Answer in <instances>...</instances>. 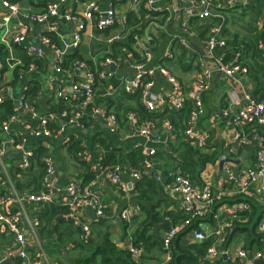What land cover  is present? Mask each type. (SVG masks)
I'll list each match as a JSON object with an SVG mask.
<instances>
[{"label":"crops","instance_id":"0c3cea01","mask_svg":"<svg viewBox=\"0 0 264 264\" xmlns=\"http://www.w3.org/2000/svg\"><path fill=\"white\" fill-rule=\"evenodd\" d=\"M14 1L18 3L22 15L44 12L49 0ZM145 1L100 0L98 13L105 15L110 9H114L118 19L117 23L104 32H99L91 26L87 27L82 35L79 48L71 50L67 49V46L72 41L75 25L67 22L65 16L68 14L80 15L86 7L84 0H67L57 17L44 24L31 23L28 44L42 47L45 52L44 58L39 60L40 66L33 64L34 61L38 60L29 62V58L21 48L12 44V39L18 34L15 21L0 30V96L4 98V101L11 99L13 103H16L26 87L30 83H35L40 87V93L35 100L37 105L35 107L40 112L49 109L53 102L55 103V100L59 99L57 93L61 90L67 95L64 102L72 107L74 104L71 97L72 85L85 77L83 72L76 75L68 72V69L58 72L54 50L51 46L42 45L43 37L50 38L58 47L63 50L66 49V56L75 52L78 53L91 70L98 69L107 57H111L116 63L112 66L115 67L113 72H111L112 67L110 68L109 71L112 75L103 82V87L96 86L98 97L95 101L97 107L117 117L119 129L116 132H112L107 122L101 118L92 119L93 123L88 128L68 127L64 134L54 135L53 138L47 141L32 137L21 124L15 125L10 132L3 131V125L7 120L0 128V147H3L5 152L0 160V197L11 195L16 198L22 196L26 191L34 192V189L39 187L42 176L38 182H34L33 175L37 174L40 169L43 175L41 161L47 153H52L55 157L60 190L55 202L63 207H66L65 204L67 203L66 188L69 182L77 180L82 183L81 178L85 174L89 172L95 174L97 189L101 194L105 213L101 218L97 217L90 208H85L80 213V219L83 223L88 224L91 230L88 243H82L83 236L80 226H77L66 217H63L64 222L58 223V220L52 219L46 213V205L28 204L23 201L15 202L7 208V213L15 219L20 231L30 243L32 254L36 256L43 251L48 257L49 264H90L88 260L92 257L96 261L95 264H102V254H99L101 249L107 251L113 264H136L138 260L130 250L131 240L134 243L135 234L143 227V222L147 219V216L138 205L137 192L130 190L124 193L111 182L108 175H98L96 165L100 161L95 158V155L99 152L97 140L104 139L112 142L114 146L122 149L125 153L139 149L143 152V147L149 146L146 144L145 139L136 133V130L144 123H141L140 116L136 112L138 102L134 99H119L117 97V94L122 90V85L134 78L136 74L134 66L142 59L143 50H145V47L135 44V36L143 39L149 36L153 38V48H155L153 66L159 65L158 63H161L164 59L165 52L171 47L173 50L174 47L173 53H176V57L174 53L176 59L174 58V63L169 64L170 72L178 78L186 92L191 91L196 81L201 77L202 65L212 71L210 89L203 96L204 113L197 126V131L200 133L206 132L209 135L208 151L205 154L212 155L215 151L224 152L223 143L226 138L233 134L231 130L220 125V114L229 105V92L236 87L247 89L252 95L255 91V84L247 76H243L239 87L233 79L219 73L216 70L215 63L208 58L206 42L216 30H220L222 35L225 32L227 40L234 41L236 39L237 47L245 45L249 48L247 52L243 53V58L242 54L238 53L241 63H254L253 57L256 51H264L262 40H259V37L264 33V0H247L246 4L242 0H212V16L207 20L187 19L185 14L189 7L187 0H165L157 4L156 7L160 8L161 11L155 14L150 13ZM2 11L0 5V14ZM131 15L138 21L135 26L128 24V20L131 21ZM185 22H188L189 29L193 33L192 37H187L192 50L188 51L191 54L190 58L180 60L182 47L178 43L175 44V42L178 40L177 38L183 36L181 25ZM193 23L197 24L198 28ZM204 31L206 32L205 40H202L199 33ZM133 33L136 34L132 44H130ZM117 37H119V40H115ZM222 55L225 61V55ZM29 63H31L29 68L25 70ZM149 95L152 102H156L160 97L172 95V87L167 77L157 73ZM108 98L114 99L109 102ZM22 117L26 119L27 116L22 115ZM163 129L164 124L160 130ZM22 139L24 140L22 141ZM176 140L177 138L174 136L166 145L150 146L157 150L156 156L153 157L156 160L154 165L165 177L182 165L179 160L183 158L179 156L176 161L174 160L177 166L173 169V142L175 143ZM77 141L87 144L90 150L89 170H86V167L82 166L80 161H76L70 153L72 143ZM18 145H22L24 150H30L34 153L33 165L28 171L18 169L22 157V150L16 147ZM43 148L46 152L39 158L37 156L38 151ZM237 151V154L233 157V159L241 161L240 165L234 164L235 167H239H236L237 170L254 165L256 152L254 146L238 148ZM225 154H220L219 159ZM219 159L214 163H207L200 175L208 172L213 174L217 183L218 181H224L226 174L222 172L223 168H220L221 160ZM231 165L233 166V164ZM146 177H153L157 181L155 173H151ZM125 179L128 180L126 177ZM157 183L162 188V199L170 204L167 208H161L160 211L174 212L173 202L165 194L161 182L157 181ZM251 203L256 206V211L261 214L264 213V199L251 200ZM249 205V213H252V205L250 203ZM125 209L130 212L129 221L121 217V213ZM166 221H168V217ZM239 223L244 230L238 233L233 232V230L227 247L230 249L242 247L253 251L257 246V236L253 237L255 223L252 224L249 219H244ZM169 227L168 224L166 230L164 229L160 234L161 245ZM192 243L200 242L194 241L190 234L183 236L179 242L180 247L183 248ZM109 245L116 250L115 254L112 253ZM14 247V234L10 233L6 227L0 226V259H3V261L8 260L5 256ZM141 248L144 250L142 246ZM162 249V247L154 248L147 253L144 251L141 257L142 264H160L163 260ZM209 262L214 264V261ZM11 264L21 263L11 259Z\"/></svg>","mask_w":264,"mask_h":264},{"label":"built area","instance_id":"2783aa9c","mask_svg":"<svg viewBox=\"0 0 264 264\" xmlns=\"http://www.w3.org/2000/svg\"><path fill=\"white\" fill-rule=\"evenodd\" d=\"M164 1L146 0L145 5L151 14H155L161 11L160 8L156 7L157 4ZM66 2L67 0H49L44 12L21 15L17 2L0 0L3 9L0 14V30L15 21L18 34L12 39V44L20 47L28 58L43 59L45 55L43 48L28 44L31 23L44 24L57 17ZM242 2L246 4L247 0H242ZM99 3L100 0H84L86 9L82 14L65 16L67 22L75 25L72 41L67 49L76 50L79 48L82 35L87 27L91 26L99 32H104L117 23L118 19L114 9H110L105 15L98 13ZM187 3L189 5L185 13L187 19L207 20L211 18L212 0H187ZM181 29L183 36L177 38V43L183 49L190 51L192 47L187 37H192L193 33L189 29L188 22L183 23ZM115 40H119V37ZM135 44L145 47V50H143L142 59L134 66L136 71L134 78L126 81L122 85V90L127 94H135L140 91L141 104L149 112L163 111L166 108L178 112L186 107L187 102H190L193 109L187 119L183 136L187 143L203 153L207 149L209 135L206 132L197 131V126L204 113L203 96L210 89L212 71L202 65L201 77L196 81L194 88L186 92L178 78L173 76L166 66L162 64L152 65L154 61L152 37L143 39L135 36ZM42 45L53 48L57 71H65L62 66L66 57V49H61L48 37L42 38ZM225 45V40L221 38V31L216 30L206 42L208 58L215 63L219 73L233 79L240 87V81L243 76L247 75V68L242 66L239 54H236L230 63H224L223 55L217 54V50L224 48ZM174 58L171 47L165 52L163 60L167 62ZM114 65H116L115 61L111 57H107L101 63L99 70L93 71V69H89L86 62L74 61L67 71L70 73L79 71L85 75L83 80L74 82L71 88V97L77 102L74 112L64 111L59 115L40 112L28 102L23 92L18 101L14 103L16 113L7 119L3 125V131L10 132L15 125L21 124L32 137L47 141L54 135L64 134L68 127L84 128L82 121L85 118H101L107 122L112 132H116L119 129L117 117L95 105L96 86H101V83L112 75L109 70ZM94 72L98 73L97 77ZM157 73L167 77L172 87V95L160 97L156 102H152L149 94ZM57 96L59 99H66L67 97L62 90L58 91ZM228 99V107L220 114V125L233 132L223 143L227 153L219 159L221 160L223 157L229 159L224 163L222 169V172L226 174L224 181L217 183L211 173H203L198 177V180H195L190 173L182 171L180 166L166 177L156 169L153 157L156 156L157 150L152 147L166 145L172 137L174 138V127L169 122L164 123V129L161 132L156 129L154 122H144L136 130V133L144 138L146 144L149 145L143 147L145 159L140 169H124L119 165L103 168L100 164L96 165L98 175H108L111 182L124 193L133 190L134 185L144 177L155 173L156 179L159 183L161 182L165 194L173 202V211L180 212L184 217L178 224L170 225L163 238L162 250L163 263L165 264L172 260L174 241L195 224H199L201 230L190 231L189 234L192 235L193 240L200 243L212 241L205 259H201L199 264H205L206 261L213 262L221 257L229 264L236 262L239 264H260L264 262V217L256 229L257 246L253 251L242 247L236 249L227 247L235 223L242 221L250 212V205L247 201L264 199V131L261 132L258 129L264 127V102L257 101L247 89L237 87L229 92ZM2 102H4V98L0 96V103ZM22 115H26V119H23ZM51 126L55 128L52 129ZM247 146H254L256 149L254 166L237 170L236 167L238 166L235 167L234 164L236 165L235 161L238 159H233V157L237 154L238 148ZM16 147L22 150L18 169L21 171L30 170L33 165L34 153L30 150H24L22 145ZM81 147L77 157L79 161L89 163L91 161L90 150L84 142ZM4 154L3 147H0V160ZM41 162L43 164V177L37 191H26L22 196L16 198L11 195L0 197V226L6 227L15 237V247L8 251L5 258L17 260L21 264H49L48 257L43 251L36 256L32 254L31 245L20 231L18 223L7 213L9 205L15 202L24 201L28 204L47 206L56 201L60 190L55 157L52 153H47ZM66 193L67 203L65 206L68 209V214L65 217L81 227L82 241L88 243L91 230L89 225L80 219V213L85 208L92 209L99 218L103 217L105 213L96 179L85 186L80 181L72 180L67 185ZM121 217L129 221L131 217L129 210H123ZM202 227H205V230ZM131 241L130 250L138 258L136 264H142L141 257L144 250L136 247L133 240ZM2 262L3 259H0V264Z\"/></svg>","mask_w":264,"mask_h":264},{"label":"trees","instance_id":"16d2710c","mask_svg":"<svg viewBox=\"0 0 264 264\" xmlns=\"http://www.w3.org/2000/svg\"><path fill=\"white\" fill-rule=\"evenodd\" d=\"M130 18H131V21L128 20L129 25L135 26L138 24V21L137 19H135L134 16L131 15ZM165 20H166V16H165ZM193 25L196 28H198L197 24L193 23ZM204 32L199 33L202 40H205L204 36L206 32L205 33ZM224 33L225 32H223V35L221 34V38L225 40L226 45L224 48L218 49L217 54L225 55V61L223 60L225 64L230 63L233 60L234 56L238 53L242 54V58H243V53L247 52L249 48L246 47L245 45H241L237 47L236 39L234 41L233 40L229 41L225 38ZM135 34L136 33H133L131 35L130 44H132ZM259 40H262V43L264 45V33L262 36L259 37ZM175 44H177V41L175 42ZM152 50L153 52H155V48H153ZM173 51H174V47H173ZM190 56L191 54L182 48V51L180 53V60H186V58H190ZM175 57H176V53H175ZM31 60L33 59L29 58V62H31ZM74 61L83 62V59L76 52L73 54L67 55L65 57V60L62 66L63 69L64 70L70 69V64L73 63ZM253 61L254 63L252 62L249 64L242 61L243 62L242 66L247 68V71H248L246 75L247 78L251 80L253 84H255V91L253 93L254 98L257 101L264 102V51L257 50L256 54L253 57ZM170 63H174V59L169 60L167 62L162 60L161 63H158V64H162L166 66L171 71V68L169 66ZM30 64L31 63H29L26 66L25 70L29 68ZM33 64L35 65L37 64L38 66H40L39 60L36 62L34 61ZM94 74L96 77L98 76V73L94 72ZM101 86L103 87V82L101 83ZM39 93H40V87L35 83H30L26 87V90L24 91V94L26 95L27 100H29V103L34 106H37L35 103V100L37 99ZM97 97H96V100H97ZM117 97H119V99H126V98L134 99L136 102H138V109L136 110V112L140 116V119L142 121L141 123L154 122L156 125V129L159 132L162 131L160 130V128L165 122L171 123V125L174 127V135L177 138L176 142L175 143L173 142V147L174 145H178L176 148L178 149V152L181 153V157L183 158L180 160V162H182V165H180V167L182 171L190 173L193 179L195 180L199 179L198 176L200 175V173L202 172L203 168L205 167L207 163H214L219 159V155H220L219 151H215L213 152L212 155H208V154L202 153L197 148L192 147L189 143L185 141L183 135L186 129V122L193 109V105L190 102H187L186 107L183 110L178 111V112L169 110L168 108H166L163 111L149 112L141 104L140 91H138L135 94H127L123 90H121L117 94ZM111 99H114V98H108V100H110L109 102H112ZM76 105H77L76 101H74L73 106L70 107L71 105L68 103H65L64 99H58V100H55V103L53 102V105L49 109H47L46 111H41V112L55 113L59 115L64 111L74 112L76 110ZM15 113H16L15 105L11 99H7L4 102L0 103V128L2 127V124L11 115ZM92 123H93V120L91 118H85L82 121L84 128H88V126H90ZM51 128L53 129L55 127L51 126ZM258 129L261 130V132L264 131V127H259ZM96 143L99 145V148H98L99 155L96 154L95 158L99 159L100 161L99 164L103 168L119 165L124 169H132V170L136 169L137 170V169H140L141 164L145 158L141 149L133 150L128 153H125L122 149H118L116 146H114V144H112V142H109L107 140H104V139L97 140ZM81 145L82 143L77 141V142H73L72 146L70 147V153L73 155L74 159L78 162H79V158L77 157V154L82 149ZM38 152L39 154H37V156L40 158L43 154H45L46 151L43 148V149H40ZM80 164L86 167V170L90 169V166L88 163L80 161ZM41 176L43 177L42 171L40 169L37 172V174L33 175L34 182H38ZM94 179H95V174L89 172L81 178L82 185L85 186L89 182L93 181ZM37 190L38 188L34 189V191H37ZM133 191L135 193L137 192L138 205L141 211L144 212L147 216V219H145V221L143 222V227L139 229L137 233L135 234L134 245L140 248L142 246L144 248L145 253L151 252L154 248L162 247L161 241H160V234L165 228H167L168 224L169 225L178 224L179 222L183 220L184 217L180 213H176V212L169 213L168 211H164V212L160 211L161 208L162 209H164L165 207L167 208L170 204H168L169 202H167L165 199H162V195H161L162 188L160 185H158L157 181L153 177H145L140 182H137L134 185ZM247 202L252 205L251 207L252 213L246 214L244 219H249L250 222H252V224L255 223L253 237H256L257 234L255 233V231L257 229L259 222L263 219L264 213L261 214L258 211H256V206H254L251 203V201H247ZM45 209H46V213L49 216H51L52 219L54 218V220L56 221L58 220V223L64 222L63 219L68 214V209L66 207L59 205V203L57 202L49 206L47 205ZM167 217H168V221H166ZM194 229L201 230V226L199 224H195L189 227L188 232L186 231L183 235H180L174 241V244L172 247L173 257H172V260L167 264H198L201 259H205L206 253L212 244L211 240L203 242V243H192V244L187 245L184 248L180 247V244H179L180 239L183 236L189 234L190 231ZM233 230H234L233 232L238 233L240 231H243L244 229L241 227L240 223L237 222L235 223ZM109 247L112 253L115 254L116 250L111 245H109ZM99 254H102V264H113L111 257H109V255L107 254V251H105L104 249H101L99 251ZM88 262L90 264L96 263L93 257L90 258ZM161 263L165 264L163 263V260L160 262V264ZM205 264H210V262L207 261V263ZM214 264H229V263L225 262L224 259L221 257L217 259L216 261H214ZM260 264H264V262Z\"/></svg>","mask_w":264,"mask_h":264},{"label":"rangeland","instance_id":"374dc122","mask_svg":"<svg viewBox=\"0 0 264 264\" xmlns=\"http://www.w3.org/2000/svg\"><path fill=\"white\" fill-rule=\"evenodd\" d=\"M178 145H174V147H173V169L177 166V163L175 162L178 158H179V156H181V154L178 152V149L176 148ZM208 148H210L209 146H208ZM177 149V150H176ZM206 151H208L207 149L204 151V153H206ZM225 153H227V151H226V149L224 148V152L223 151H221L220 152V154H225ZM175 160V161H174ZM156 160L153 158V163H156L155 162ZM180 161V160H179ZM174 163H176V164H174ZM207 174H208V172H207ZM121 226V225H120Z\"/></svg>","mask_w":264,"mask_h":264},{"label":"water","instance_id":"95a60500","mask_svg":"<svg viewBox=\"0 0 264 264\" xmlns=\"http://www.w3.org/2000/svg\"><path fill=\"white\" fill-rule=\"evenodd\" d=\"M114 70H115V67H112V68H111V72H113ZM75 74H76V75H79L80 73H79V71H76ZM228 160H229V159L226 158V157H223V158L221 159V161H220V168H221V169L223 168L224 163L227 162ZM235 163H236L237 165H240V164H241V161H237V162H235ZM203 229H205V228H203ZM2 264H11V260H10V259L5 260V261H3Z\"/></svg>","mask_w":264,"mask_h":264}]
</instances>
